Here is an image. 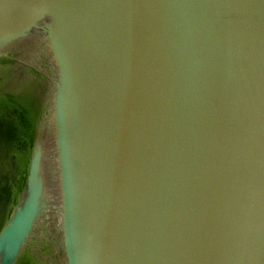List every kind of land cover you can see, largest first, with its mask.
Instances as JSON below:
<instances>
[{
	"label": "water",
	"instance_id": "obj_1",
	"mask_svg": "<svg viewBox=\"0 0 264 264\" xmlns=\"http://www.w3.org/2000/svg\"><path fill=\"white\" fill-rule=\"evenodd\" d=\"M3 104L0 264H264V0H0Z\"/></svg>",
	"mask_w": 264,
	"mask_h": 264
},
{
	"label": "flooded vegetation",
	"instance_id": "obj_2",
	"mask_svg": "<svg viewBox=\"0 0 264 264\" xmlns=\"http://www.w3.org/2000/svg\"><path fill=\"white\" fill-rule=\"evenodd\" d=\"M21 113L18 107L12 105L0 106V222L5 214V208L11 195V186L17 160L14 150L22 147L17 137Z\"/></svg>",
	"mask_w": 264,
	"mask_h": 264
}]
</instances>
